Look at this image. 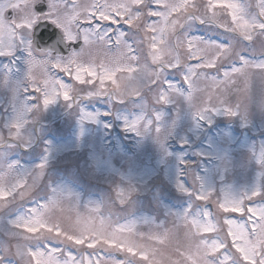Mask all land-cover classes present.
<instances>
[{
  "label": "snow or ice",
  "instance_id": "obj_1",
  "mask_svg": "<svg viewBox=\"0 0 264 264\" xmlns=\"http://www.w3.org/2000/svg\"><path fill=\"white\" fill-rule=\"evenodd\" d=\"M39 4H46L47 11L38 12ZM147 5L148 0H11L6 9L0 8V57H13L17 49L25 50L29 57L23 91L36 94L28 97L36 103L27 111L37 112L41 106L47 109L57 99L71 107L78 102L82 88L88 89V98L109 96L123 103L138 96L142 88L162 83L165 90L158 95L157 103L167 104L177 93L163 74L183 69V82L189 89L184 98H207L196 113L204 119L206 113L223 105L227 93L236 90L246 95L252 80L258 75L264 77V59L253 62L240 56L238 66L220 71L221 63L234 54L232 48L181 35L187 23L198 21L217 24L252 43L264 36V0H257L255 16L236 0H151V7ZM9 9L12 19L5 15ZM42 22L60 28L66 43L82 39L79 53L64 59L33 51L30 35ZM121 23L142 33L143 51L130 45L123 33L103 28ZM34 69H39V75ZM52 70L74 83L69 86ZM224 111L230 116L239 114L238 108ZM85 118L95 119L87 114ZM159 119H138L126 130L140 135L152 130ZM25 123L18 119L10 125L9 146L22 139ZM154 130L161 132L159 127ZM45 167L46 160L35 172L19 179L12 165L0 169V179L10 181V186H0V209L28 198ZM118 196L124 203V193ZM258 197L264 199V193L257 190L226 195L215 201V215L185 214L171 228L145 233L134 222L113 225L103 218L97 222L93 214L100 213L99 207L82 212L63 194L54 193L12 222V236L21 264H113L105 252L123 254L125 260L118 264H264V206L254 203ZM212 198V193L195 196L197 201L210 202ZM41 240L76 246L80 254L49 244L40 251L30 246V242ZM0 264H4L3 256Z\"/></svg>",
  "mask_w": 264,
  "mask_h": 264
},
{
  "label": "rangeland",
  "instance_id": "obj_2",
  "mask_svg": "<svg viewBox=\"0 0 264 264\" xmlns=\"http://www.w3.org/2000/svg\"><path fill=\"white\" fill-rule=\"evenodd\" d=\"M10 2L0 0V8L6 9ZM236 2L247 5L253 16L257 14V0ZM147 6L151 7V0ZM8 11L12 13L9 9L5 15ZM103 28L123 33L130 45L143 51L141 32L123 23ZM181 35L232 48L234 54L221 63L220 71L238 66L240 56L253 62L264 59V36L248 43L217 24L198 21L187 23ZM30 41L36 51L32 33ZM28 58L23 49H17L13 57H0V169L12 165L19 179L35 172L45 160L46 167L28 198L0 209V256L4 264H21L12 222L54 193L63 194L82 212L99 207L100 213L93 214L97 222L101 218L113 225L134 222L145 233L171 228L185 214L215 215V201L226 195L257 190L264 193V77L254 78L246 95L236 90L227 93L223 105L206 113L204 119L196 113L207 98H184L189 89L183 82V69L163 74L177 93L167 104L157 103L158 95L165 90L162 83L142 88L138 96L123 103L109 96L88 98V89L82 88L78 102L71 107L57 99L47 109L41 106L39 111L29 112L27 109L36 101L28 97L36 94L23 91ZM34 71L39 75V69ZM52 71L69 86L74 83L63 73ZM258 98L262 104L254 102ZM224 108H238L239 114L230 116ZM85 114L95 119H86ZM156 116L160 119L150 131L138 135L126 130L138 119L144 122ZM18 119L26 121L22 139L9 146L10 125ZM156 127L161 128L160 133L155 132ZM0 186L8 187L10 181L0 179ZM119 192L124 193V203ZM197 193H212L213 198L210 202L197 201ZM254 203L264 206V199L258 197ZM45 244L80 254L76 246L59 241L30 242L38 251L46 250ZM103 254L113 264L125 260L119 252Z\"/></svg>",
  "mask_w": 264,
  "mask_h": 264
},
{
  "label": "water",
  "instance_id": "obj_3",
  "mask_svg": "<svg viewBox=\"0 0 264 264\" xmlns=\"http://www.w3.org/2000/svg\"><path fill=\"white\" fill-rule=\"evenodd\" d=\"M36 10L47 11L45 4L36 6ZM33 45L40 52H51L56 57L67 58L72 50H79L81 43L67 44L61 32L49 23L38 24L33 32Z\"/></svg>",
  "mask_w": 264,
  "mask_h": 264
},
{
  "label": "flooded vegetation",
  "instance_id": "obj_4",
  "mask_svg": "<svg viewBox=\"0 0 264 264\" xmlns=\"http://www.w3.org/2000/svg\"><path fill=\"white\" fill-rule=\"evenodd\" d=\"M6 17L8 18V19H11V18H13V15H12V13L10 12V11H8L7 12V14H6ZM74 53V51L73 52H71V54H70V56L72 55ZM254 86V85H253ZM255 92H252V95L254 94ZM251 95V96H252ZM259 99V98H258ZM257 99V100H258Z\"/></svg>",
  "mask_w": 264,
  "mask_h": 264
},
{
  "label": "trees",
  "instance_id": "obj_5",
  "mask_svg": "<svg viewBox=\"0 0 264 264\" xmlns=\"http://www.w3.org/2000/svg\"><path fill=\"white\" fill-rule=\"evenodd\" d=\"M254 102H256V104H258V103L262 104L263 101L260 102V99H258L257 101H254Z\"/></svg>",
  "mask_w": 264,
  "mask_h": 264
}]
</instances>
